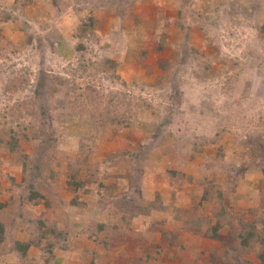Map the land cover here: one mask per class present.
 Segmentation results:
<instances>
[{
    "label": "rangeland",
    "instance_id": "rangeland-1",
    "mask_svg": "<svg viewBox=\"0 0 264 264\" xmlns=\"http://www.w3.org/2000/svg\"><path fill=\"white\" fill-rule=\"evenodd\" d=\"M1 12L11 19L0 21V130L30 137L20 144L36 160L31 137L43 127L54 139H44L49 156L59 162L48 166L62 173L56 186L37 179L70 246L55 249L50 264H84L79 251L98 248L90 231L113 222L109 209L114 215L121 197L139 210L155 199L169 208L127 213L135 233L161 230L147 232L148 249L128 250L131 264H256L255 248L239 250V225L264 218V0H0ZM144 41L154 50L142 53ZM157 58L168 61L166 72ZM108 60L118 66L107 69ZM105 107L113 121L103 118ZM193 143L201 156L186 163L182 180H172L174 146L189 154ZM81 145L89 153L82 176L89 170L94 183L118 188L112 194L94 184L96 193H83L84 205L73 206L62 177ZM9 160L0 152V200L12 196L17 212L36 217L41 207H25L21 169ZM195 205L213 220V213L230 220L220 231L224 240L198 237L173 219V207ZM9 224L0 264L31 263L38 249L26 263L13 245L30 230H19L17 217ZM140 254L153 258L139 262Z\"/></svg>",
    "mask_w": 264,
    "mask_h": 264
},
{
    "label": "trees",
    "instance_id": "trees-1",
    "mask_svg": "<svg viewBox=\"0 0 264 264\" xmlns=\"http://www.w3.org/2000/svg\"><path fill=\"white\" fill-rule=\"evenodd\" d=\"M10 19L11 17L9 15L1 12V22H7ZM93 26L94 20L91 19V23L87 24V27ZM165 35V32L162 33L156 43V47L158 46L157 49L160 52L166 47L165 45H167ZM78 36L82 39L84 37V30H81V33L79 32ZM144 42L145 43H142L143 45H141L143 49H140L142 53L143 51L147 50L144 47H148L149 49L154 50L155 46H147V41ZM141 46L139 47L138 45V48H141ZM76 49L81 53L80 56L84 57V55L82 54V51L84 49V45L82 44V42H78L76 44ZM105 64L107 69L109 67V69L111 70H114L118 66V63L112 60L106 61ZM157 64L159 65V68L164 70L165 72L168 70V61L158 59ZM96 99H98V97H96ZM105 108L106 109L104 110V112L108 113H105V115L109 116V118L107 116H103V118L108 119L109 121H113L115 116V114L111 112L113 110L108 107ZM39 128V132H37V134H35L34 136L32 135L31 137V139L33 138L37 145L36 160L29 159V155L24 153V148L20 144L22 138L29 139L30 137H28L25 133L13 134L14 132L12 131L11 127H9V132L6 130H0V152H4L9 156V163L19 166L21 169L22 177L19 185L20 187L24 188V192L23 194H20V199H22L25 207H31L30 209L41 207L36 217H26L24 216V212H17V209H15L14 205L15 201L12 196L7 200H0V245L2 243L4 234L6 233V222L7 224L10 223L9 225L13 223V226L15 218H19V230H30V233L26 240L14 241V249L18 252L20 259L28 263V252L30 250L35 248L40 252L37 258L33 259L32 262L28 264H50L51 260L54 261L56 259L53 256V251L55 249L59 251H70L66 230L59 228L57 225V221L50 218L48 214L51 210L49 208L50 202L47 199V195H45V189L43 188V186H41L42 184L37 182V179L42 177L51 185L56 186L60 182L59 178L62 174L60 170L54 171V169L48 166L50 162H52L50 166H59L58 158L56 159L55 155L49 156L52 150L48 149L49 146L44 140L46 137L50 144L54 142V139L50 136V134L45 133L43 127ZM23 129L26 130L27 128L23 127ZM194 143L191 149V153L188 152L189 154H187L185 149L183 148L186 144L185 141L183 142L184 145L179 147L176 146V143H174L176 144L174 146L175 151H173V154L170 157L169 168L167 169V174L170 175L172 180H178V178L182 180L186 163L188 161L192 162L193 160L201 156L202 152L199 146L200 144L195 145ZM86 150L87 148L84 145H81L78 151V156L76 158L66 159L67 171L62 177V183L65 184L64 189L72 196L70 203L73 206L84 205L81 202L82 199L80 198L79 200L78 198L83 193H96V190L93 191L94 184L96 185L98 191L103 189L108 193L110 192V190L114 192V190L118 188V185L115 186L114 184H112L113 188L107 190V188L104 187L103 184L94 183L89 174V170L86 173V177L82 176V169L86 167V161L89 160V153ZM29 173L33 178L31 180H28L27 178V175H29ZM11 182L13 183L14 180H11ZM181 187L182 185L179 186V189ZM5 192L7 194L9 193L8 191ZM113 192L110 193L115 194ZM155 200H157V202L152 203L149 207L146 206V208L144 206H141L140 209L142 210H139L137 206L135 207V205L129 204L123 197L119 198L118 200L116 199V204L114 207L116 213L113 215V211L109 209V214L111 215L110 218H113H109V221L113 222H102L98 224L96 229L92 232L89 229L90 236L98 244V248H95L96 250L90 249L79 251V260H81V262L84 264H131V260L126 261V259H129L128 250L130 248L148 249L146 247L148 244V241L146 239L147 236L149 237V232L153 231V233L156 234L155 236H157L161 230L150 227V229H148L147 231L145 230L143 233H135L132 229L128 228L126 215L129 211L133 210H135L134 212L138 210L140 211V213H145L146 215H149L153 210H156V208L159 209V211H168L169 208L161 204L162 202L159 201V199ZM172 205L174 206V203ZM218 215L213 213L212 216L215 219L213 220L202 210L198 209L196 205L191 210H183L179 207H173L172 212L173 219L181 223L184 229L190 230L192 234L198 237H205L210 240L221 241L224 240V236L220 232L221 229L224 226H228L230 228V226H232V223L227 219L226 221L223 219L220 220ZM22 220L24 221V224L22 225H27L26 228L21 225ZM124 222L125 227L128 228V230L123 227ZM260 222L253 223L240 221L239 225L241 231L239 233V250L243 249L246 252L251 249V247L255 248L256 264H264V218L261 219ZM151 223L153 226L157 223V221H151ZM256 224H260V226H257ZM231 232L232 230H230L228 234ZM161 236L162 237L158 239H163V234ZM232 240H235L234 233L229 234V242H231ZM127 242L130 247H128ZM119 246L121 247L119 248ZM225 248H230V246L226 245ZM156 250L159 253L161 251L159 247L156 248ZM76 253L78 254V251H76ZM140 255L141 256H138L139 262H141L144 257H142L143 254ZM144 258V261L149 262L153 257L145 256Z\"/></svg>",
    "mask_w": 264,
    "mask_h": 264
}]
</instances>
